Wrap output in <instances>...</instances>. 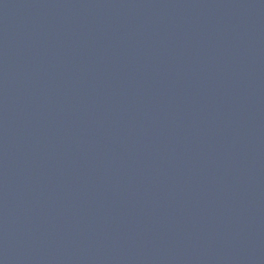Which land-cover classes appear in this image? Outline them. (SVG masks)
<instances>
[{
	"label": "water",
	"instance_id": "95a60500",
	"mask_svg": "<svg viewBox=\"0 0 264 264\" xmlns=\"http://www.w3.org/2000/svg\"><path fill=\"white\" fill-rule=\"evenodd\" d=\"M0 264H264V0H0Z\"/></svg>",
	"mask_w": 264,
	"mask_h": 264
}]
</instances>
